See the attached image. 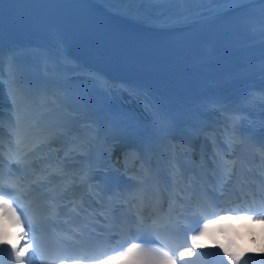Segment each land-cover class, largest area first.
<instances>
[{
  "label": "bare ground",
  "instance_id": "6f19581e",
  "mask_svg": "<svg viewBox=\"0 0 264 264\" xmlns=\"http://www.w3.org/2000/svg\"><path fill=\"white\" fill-rule=\"evenodd\" d=\"M260 2H258L259 4ZM257 3H254L253 5H255ZM258 8V6H251L250 8H247L245 6H243L242 10L245 11L246 13L249 11H256V9ZM117 13L120 16H124L130 19H136L135 21L141 23L140 26L142 27H149L151 26L152 28L156 29H161V25L162 23L158 22L157 20H153L151 17H149L146 14L140 13L137 8L131 5H123L120 6L117 9ZM227 19V18H226ZM202 21L203 17L198 16V17H192V18H187L185 19L184 17H177L175 19H173L172 21L169 22L170 25H167L165 28H163L165 30V33L169 34V36H167V39L165 37H156L155 43L161 44V41L164 42H170L171 44H178L179 47L182 46L183 43H185V41H183L182 37L188 33L191 32L188 31L185 33H183L182 29L183 28H191L192 26H196L198 23V21ZM220 20V22L217 23H210L206 28L212 27L213 28V36L212 34H210L209 37H204L201 34V31H198V29L194 30L191 32V34H193L194 36V41L196 46L190 47L188 51L183 52L182 50L179 52V55H188V54H192L193 52H195L193 55V57H200L201 54L205 53L202 52L203 49L206 47L207 42H209L208 44H212L213 47V51L228 45L227 42H234L237 43V39L239 37H244V36H252V34L254 32H252V27H256L255 22L253 21H249L246 19H239V20H235L233 19H228V20ZM232 21V22H231ZM245 25H244V24ZM240 25V30L236 31V34H231L230 31L233 30V28L236 26V28H238ZM247 25H251V28L248 29L247 33L244 34L242 32L243 27H246ZM163 26V25H162ZM107 30L110 31L113 34V37L116 38L117 40H119L120 42L126 41V37L123 33L122 30L111 26V25H107ZM187 30V29H186ZM207 30V29H206ZM181 31V32H180ZM227 33V37L225 38H221V40H216L215 38H220L221 35L223 36L224 34ZM138 37L140 38V40H144L146 38V35L143 33H139ZM206 44V45H205ZM189 46V44H187ZM159 46V45H158ZM161 47V46H159ZM162 48V47H161ZM202 50V51H201ZM209 57V56H208ZM191 59V58H189ZM188 59V61H189ZM205 62V59L204 61ZM5 66L8 67L9 65V61L4 63ZM204 64V63H201ZM238 65L236 66H229L228 70L231 74V76L229 78H226L225 80L228 81L230 79H233V77H236V81L233 83V88L229 89L227 92L224 91V85H219V84H214L212 85V89L210 90V92L208 94L199 92V91H194L191 95V99L186 103V110L181 114L180 116V120L181 122L178 124V128L183 131L182 135L189 137V140L194 141V144H196V146H202L203 143L197 141L198 139V126L200 124V118L202 115V110L206 104L207 98H209V100H217L222 107L224 105H226L227 103L232 102L233 104H235V100L239 101L240 103L243 104V100L246 96L247 97V102L242 107L245 108V111L243 110V112L237 116V120H236V124L238 125L237 128L235 129L234 132H232L233 134H236V132L241 131L243 134V137L245 138L246 135L248 133H250L252 131V127L254 126V122L257 119V116L261 113L264 112V74H262V76H257L255 78V80L253 81V79H250L249 77H251L254 72L256 70H262V68L259 66L254 67V69L252 70V72H248L247 77H245L244 79H237V75L234 74V68H236ZM224 66H218V70L222 69ZM239 67V66H238ZM217 72V71H216ZM263 72V71H262ZM244 73L247 74V71ZM229 73H223L222 78L219 79L218 82L223 83L224 80L223 78H225V75H227ZM217 75V74H216ZM217 76H215L216 78ZM212 78L211 80H209V82L213 81L216 82L217 79ZM248 79V81L246 80ZM243 80V81H242ZM241 81V82H240ZM1 82V81H0ZM257 85L255 91H249L247 90V87H252ZM4 91L6 92H10L11 88L6 89L3 88ZM207 96V98H206ZM243 96V97H242ZM237 102V103H239ZM247 109V111H246ZM243 119L242 123L239 124L240 122L239 119ZM261 224H263V228L260 227V231H262L261 236H254L252 235L251 238V243L254 246H257L259 248H264V222H261Z\"/></svg>",
  "mask_w": 264,
  "mask_h": 264
},
{
  "label": "snow or ice",
  "instance_id": "6c2138e0",
  "mask_svg": "<svg viewBox=\"0 0 264 264\" xmlns=\"http://www.w3.org/2000/svg\"><path fill=\"white\" fill-rule=\"evenodd\" d=\"M161 2H168V0H161ZM173 3L177 4H192L190 0H171ZM262 17H264V8L261 9ZM180 15L184 16L185 19L188 17L184 13H180ZM261 34L264 35V18L261 20ZM262 70H264V67H262ZM13 80L10 81V87L12 85H15V87H11V91L9 92V103H10V112L13 115V118L15 120V129H13L10 134L16 135L18 139V143L24 142V133L22 130V120L23 116L22 113L30 108H39L43 109L49 106L50 104H54V101H48L44 100L42 102L37 101L35 96L31 92V88L29 86H26L22 82H19L18 78H16L15 73L13 74ZM3 112H4V100L3 96L0 95V135L3 133ZM49 115L48 112H40L39 117L37 119V122H40V119L45 118ZM80 119V117H67L62 122L58 123L56 125L57 128L62 129V131L55 132L56 136H63L67 134V130L70 128L69 122L71 120ZM35 126V124L33 125ZM237 124L235 119H233L232 122V129L231 132H234L237 128ZM52 131L51 129H44L42 130V134L38 137L37 142L32 146V148L24 153V156H28L31 152L36 151L41 144L49 143V136L48 132ZM234 139V137L229 133V140ZM227 142V141H225ZM88 143H91V140L88 141ZM155 153L152 152L151 148H149L141 157L140 154H137L136 159L141 161V168L145 171V176L142 178L140 183H143L145 179L149 178L152 175V168H151V155ZM214 155H217L214 153ZM136 161H133L135 163ZM19 163V161L17 162ZM145 164L148 165V167L145 169ZM27 166V165H25ZM225 175L230 178L231 176V169H226ZM12 191H18L19 189L15 184H12L9 186ZM158 188V185H157ZM184 189H181V192H183ZM21 197L18 196H12L11 198H6L5 195V185L3 181L2 175H0V209L4 210L5 215H11V217L14 219L15 223L21 225V232L19 234V239L15 242L11 241H4L0 239V244L2 243H8L11 254L15 259L16 264H25V257L26 254L29 252L30 249L33 248V242L29 241V231H33V221L28 220V231H24L23 224L24 221L21 220L20 214L16 211V206L21 207V211H23V206L19 205V200ZM134 200H138L141 207L145 206V200L143 191L139 193V195L133 197ZM187 199L191 201L193 199L192 196H188ZM202 199V198H201ZM148 203H152V201H149ZM199 207V201L197 204L193 205V213H196L197 208ZM232 211H240V207L237 206V208L231 209ZM247 212H252V215H240L237 217H230V216H218L216 220L209 221L208 223H205L203 227L200 229L199 232H197L195 235L191 236V244L192 247L185 248L183 251H179L180 245H177L175 249H169L173 254H169V251H160V250H145L139 248L136 244H132L130 247L125 249L124 252L118 253L119 255H132L133 260L132 264H177L176 259V253L178 252L179 259L181 261L184 260L186 256H195L196 251L195 249L199 247L197 244V239L200 235H203L204 232L207 230V228L210 226V224L213 223H219L224 220L229 219H240V220H253V221H261L264 222V215H258V212L264 211V199L261 201V207L259 209H256L255 212H253L252 208L246 209ZM27 218V217H26ZM145 218L139 214H137L134 226L137 230L141 229L144 226ZM155 224V221L153 222ZM133 225H129V229H131ZM159 239V237H157ZM36 237L33 233L31 237V241H35ZM21 241H24V243L21 245ZM163 243V241H162ZM167 248V245H165ZM225 256L227 257V260L231 262V264H241V259L243 254H236L230 251L227 248L223 249ZM252 255V254H249ZM244 264H247L245 261Z\"/></svg>",
  "mask_w": 264,
  "mask_h": 264
},
{
  "label": "rangeland",
  "instance_id": "374dc122",
  "mask_svg": "<svg viewBox=\"0 0 264 264\" xmlns=\"http://www.w3.org/2000/svg\"><path fill=\"white\" fill-rule=\"evenodd\" d=\"M215 7L213 6V5H211V6H209L208 8H203L201 11H203V10H206V12L207 11H209V9H214ZM145 9H147L148 11H149V7H148V5H146L145 6ZM166 9L167 10H169V9H171L168 5H167V7H166ZM137 10L140 12V13H142V12H144V10L142 9V8H139V7H137ZM156 10V14H157V16H158V18H159V20L160 21H162V22H166V21H170V20H172V19H174V18H177V17H184V16H182V15H180V13H184L187 17H189V16H193V15H198V13H192L191 11L190 12H188V9L187 10H184V11H181V8L179 7V9H172L171 11H168V12H166V13H163V11H161V10H159L158 8H155L154 10H153V12ZM166 10V11H167ZM199 10V11H200ZM259 15L261 16L262 15V12L261 13H259ZM244 57V56H243ZM243 57H241L240 58V60H242L243 59Z\"/></svg>",
  "mask_w": 264,
  "mask_h": 264
}]
</instances>
